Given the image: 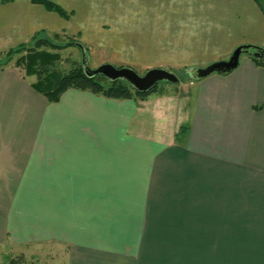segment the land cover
<instances>
[{"label": "crops", "instance_id": "1", "mask_svg": "<svg viewBox=\"0 0 264 264\" xmlns=\"http://www.w3.org/2000/svg\"><path fill=\"white\" fill-rule=\"evenodd\" d=\"M53 1L72 18L24 0L27 10L5 13L19 21L0 28V52L62 33L93 0ZM102 2L105 14L138 20L136 36L159 35L148 50L167 51L169 66L264 46V0ZM35 81L0 69V243L40 244L68 264H264V67L251 56L145 99L71 88L50 103Z\"/></svg>", "mask_w": 264, "mask_h": 264}, {"label": "rangeland", "instance_id": "2", "mask_svg": "<svg viewBox=\"0 0 264 264\" xmlns=\"http://www.w3.org/2000/svg\"><path fill=\"white\" fill-rule=\"evenodd\" d=\"M12 1L14 0H0V22L5 24L0 27L2 29L11 28V23L19 21L17 18H15V15H11L13 14V12H16L15 8H17L18 6L21 8V6H23V8L27 10L24 0H15V3H12ZM73 1L75 2V0ZM6 3L7 5H2ZM84 5H86L85 2L83 4L80 3V5L77 6L76 15L71 22L72 28H70V23L68 29L61 30L64 33L62 32L48 34L46 32H43L37 35V37L55 39L57 41H78V43H81L85 48V53L87 54V57L89 59L88 65L91 69H95L105 63H111L117 67L130 66L141 75L144 74L147 70L155 67L165 68L176 73L179 76L180 81L178 83H169L167 81L159 82L158 88H160L162 91H164V88L167 85L176 86L178 84H183L184 81L189 83V80L191 79L189 69L196 66H169V64L167 65V63H169L171 60H167V57L170 55L167 51H159L160 49L157 51L148 50L150 47V42L153 40L156 41L159 35H157L156 37L148 34H140L139 36H136L135 26L138 20H135L134 18L118 19L117 17H112L109 14H105L102 9V0H93L91 4L89 2V8L87 10L85 9ZM9 12L11 13L10 16L5 15V13ZM86 12H92L93 16H90L88 19L85 18L84 14ZM30 14L32 15V12ZM70 18H72V16H70ZM161 21L163 20H151V22H155V26H158ZM209 24H211V19L206 20V25ZM117 26L121 27L118 28ZM122 26L125 29H123ZM159 27L160 25L158 26V28ZM17 28H22L21 22L19 23V26ZM78 29H80V31L75 35V32L77 33ZM123 31L127 32L123 33ZM57 34H59L58 38ZM3 36L4 34L1 32L0 38ZM198 37L199 38L194 39V43L199 47H207L210 44V41L205 35L201 36V34L199 33ZM28 43L33 44V41L30 39ZM10 49L11 48H7L6 50L0 52V60L2 63L7 60V51ZM205 51V53H207L209 49H206ZM199 52L200 51H196L195 53ZM205 53L203 52L204 55H206ZM61 54L62 61L59 63L58 67L61 68L63 72H68L71 67L74 66L77 62L83 64V50L80 46L71 45L61 50ZM231 54H226L224 58H220L219 60L228 59ZM245 56H248V54H243V57ZM18 57L19 54H15L9 61V64L3 68H6L7 66H17L16 63ZM192 58L197 60L199 59L194 56H192ZM190 61L192 60H189L187 62ZM175 62L176 60H173L170 62V64ZM17 67H21L24 69L23 66ZM97 79L102 80V76L99 75ZM40 247L43 248L41 254L39 252ZM48 251L49 250L45 251L43 245L40 244H33L31 246H28V248H25V246L22 245L2 242L0 243V264H7L11 257H18L22 254L25 257L27 264H68L67 258H63L62 256V252L55 251L54 249L50 250V252ZM190 262L191 264H230V260L228 258L222 260L209 258L193 259L190 260Z\"/></svg>", "mask_w": 264, "mask_h": 264}, {"label": "trees", "instance_id": "3", "mask_svg": "<svg viewBox=\"0 0 264 264\" xmlns=\"http://www.w3.org/2000/svg\"><path fill=\"white\" fill-rule=\"evenodd\" d=\"M260 4L262 0H256ZM33 3L42 4L49 11L70 17L71 12L53 0H32ZM59 34H57V38ZM33 44L21 43L7 51L6 61L0 60V69L9 64L15 54H19L17 66H23L27 75H35L36 81L33 87L43 94L50 103L59 102L63 94L71 89L88 90L95 94L112 99H145L155 92L158 85L150 91L139 92L133 89L126 81H110L104 76L102 80L98 76L90 77L81 63H76L68 72L59 68L62 61L61 50L75 45L72 41H57L55 39L33 37ZM255 62L264 67V57L251 56ZM7 264H27L24 255L11 257Z\"/></svg>", "mask_w": 264, "mask_h": 264}, {"label": "water", "instance_id": "4", "mask_svg": "<svg viewBox=\"0 0 264 264\" xmlns=\"http://www.w3.org/2000/svg\"><path fill=\"white\" fill-rule=\"evenodd\" d=\"M74 44L80 46L83 50L82 65L85 73L90 77L101 75L110 81L124 80L139 92L150 91L162 81L169 83H178L180 81L176 73L161 67L151 68L142 75L130 66L117 67L111 63H105L95 69H91L88 65L89 59L85 53L84 46L78 42H74ZM243 54L262 58L264 57V46L249 43L240 44L234 49L228 59L214 61L205 67H192L189 69V74L193 79H201L213 73L228 75L239 67Z\"/></svg>", "mask_w": 264, "mask_h": 264}]
</instances>
